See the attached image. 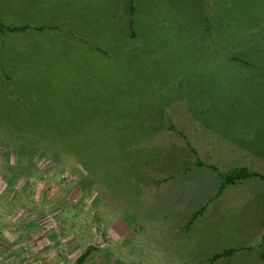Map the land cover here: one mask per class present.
<instances>
[{
    "label": "rangeland",
    "instance_id": "obj_1",
    "mask_svg": "<svg viewBox=\"0 0 264 264\" xmlns=\"http://www.w3.org/2000/svg\"><path fill=\"white\" fill-rule=\"evenodd\" d=\"M0 163L66 264H262L264 0H0Z\"/></svg>",
    "mask_w": 264,
    "mask_h": 264
},
{
    "label": "crops",
    "instance_id": "obj_2",
    "mask_svg": "<svg viewBox=\"0 0 264 264\" xmlns=\"http://www.w3.org/2000/svg\"><path fill=\"white\" fill-rule=\"evenodd\" d=\"M12 28L17 27L10 28L15 32L24 26L21 29ZM196 165L200 166L199 162ZM13 176V173L8 178L0 176V264H66L63 253L76 248V238L68 229V236L60 240L59 227L54 224L53 214H64L67 205L62 206L58 199H50L56 190L48 183L46 187L43 180L26 181L22 177ZM25 182L26 185H23ZM46 197L49 199L46 200ZM262 210L263 207L257 217H260V224Z\"/></svg>",
    "mask_w": 264,
    "mask_h": 264
},
{
    "label": "trees",
    "instance_id": "obj_3",
    "mask_svg": "<svg viewBox=\"0 0 264 264\" xmlns=\"http://www.w3.org/2000/svg\"><path fill=\"white\" fill-rule=\"evenodd\" d=\"M21 28L22 27L12 28V29H21ZM250 176L257 177L258 179H260L264 182V172L257 173V172L248 171L244 167H238V168L232 169L231 171L227 172L226 174H224L222 176V181L218 186V191L221 190L224 187V185L234 184L237 181L244 180ZM262 204H263V210H262L261 225H262V236H264V189H263V193H262ZM88 248L89 247H87L80 255H78L76 257V259L71 264H81L83 262L84 258L86 257L87 253H88ZM232 251L233 250H231V249H225L221 253L213 254L212 258H218L219 256H226L227 254L231 253ZM260 257L262 260V264H264V254H261Z\"/></svg>",
    "mask_w": 264,
    "mask_h": 264
}]
</instances>
